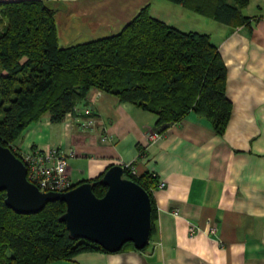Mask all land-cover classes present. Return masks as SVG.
I'll return each instance as SVG.
<instances>
[{"label": "crops", "instance_id": "obj_1", "mask_svg": "<svg viewBox=\"0 0 264 264\" xmlns=\"http://www.w3.org/2000/svg\"><path fill=\"white\" fill-rule=\"evenodd\" d=\"M44 1L55 9L62 47L117 34L146 6L181 30L210 34L232 102L223 133L191 111L150 139L154 112L97 89L87 99L94 108L83 101L61 121L45 113L27 125L14 142L18 150L73 152L74 183L94 181L116 163L166 182L153 191L155 229L144 249L126 244L45 264H264V0H248L229 23L214 15L218 0ZM89 117L95 123L85 127Z\"/></svg>", "mask_w": 264, "mask_h": 264}, {"label": "trees", "instance_id": "obj_2", "mask_svg": "<svg viewBox=\"0 0 264 264\" xmlns=\"http://www.w3.org/2000/svg\"><path fill=\"white\" fill-rule=\"evenodd\" d=\"M247 3L218 0L214 15L229 23ZM54 14L44 0H0V144L17 156L21 153L14 142L27 125L45 113L52 121L65 119L87 101L91 89L154 112L157 132L191 111L210 119L217 133L224 132L232 102L226 90L227 67L210 34L181 30L153 16L146 6L117 34L62 47ZM102 175L93 181L97 196L107 189ZM125 175L151 196L153 232L152 195L158 182L126 167ZM5 198L6 191H0V264H45L107 251L70 235L60 220L64 201L48 202L36 213H19ZM126 244L134 245L129 241L123 247Z\"/></svg>", "mask_w": 264, "mask_h": 264}, {"label": "water", "instance_id": "obj_3", "mask_svg": "<svg viewBox=\"0 0 264 264\" xmlns=\"http://www.w3.org/2000/svg\"><path fill=\"white\" fill-rule=\"evenodd\" d=\"M92 108L94 105L86 101ZM103 196L94 192L93 181H83L67 191H42L27 176V166L13 150L0 144V191L6 204L19 213H36L48 202L61 200L66 210L60 220L72 237L85 238L107 251H118L126 242L143 249L150 242L153 207L149 192L125 175L116 163L103 173Z\"/></svg>", "mask_w": 264, "mask_h": 264}, {"label": "built area", "instance_id": "obj_4", "mask_svg": "<svg viewBox=\"0 0 264 264\" xmlns=\"http://www.w3.org/2000/svg\"><path fill=\"white\" fill-rule=\"evenodd\" d=\"M77 108V106H76ZM75 108V110H76ZM67 116H72V113H68ZM66 116V117H67ZM95 123L94 117H89L83 124L85 127H89ZM159 136V132H150L149 138L155 139ZM109 138L104 136V139ZM13 148L18 150L14 145ZM20 151V150H18ZM21 159L27 166L28 179L36 184L42 191H67L75 186V183L71 179L69 173V155L73 152L67 153L60 147H51L49 150L41 151L38 149L20 151ZM128 168L134 175L139 174L136 168L131 163L122 164ZM165 181H159L157 187H164ZM174 214H178L179 210H173ZM210 223L211 220H208ZM196 225L191 224L190 230L193 232L196 230ZM210 230L214 232L215 226H211Z\"/></svg>", "mask_w": 264, "mask_h": 264}]
</instances>
